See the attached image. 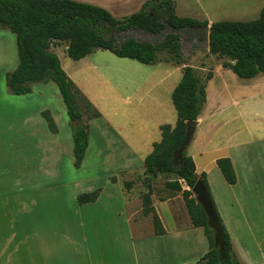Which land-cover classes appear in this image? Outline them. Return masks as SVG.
<instances>
[{
	"label": "crops",
	"instance_id": "1",
	"mask_svg": "<svg viewBox=\"0 0 264 264\" xmlns=\"http://www.w3.org/2000/svg\"><path fill=\"white\" fill-rule=\"evenodd\" d=\"M76 1L103 7L114 16L133 14L137 11L127 10L146 2ZM206 20L209 26L214 23ZM98 52L76 60V68H87L89 76L69 74L101 112L88 123L98 124L100 146L91 151L89 133L81 167L74 166L70 118L63 133L48 106L37 108L32 118L20 115L18 141L27 150L31 144L38 153L47 141L49 161L41 166L37 153V167L17 162L14 185L0 186V264H198L209 244L203 227L193 226L182 192L166 186L157 193L153 182V206L165 229L157 235L153 215L143 213L134 180L145 177V159L162 139L161 126L177 124L172 93L182 78V66L165 59L154 64L138 61L141 65ZM12 57L15 69L19 58L16 62ZM212 73L187 152L197 174L206 173L238 259L264 264V91L249 92L247 84L221 63ZM89 83L97 86L95 92ZM43 110L51 112L58 132L50 131ZM65 156L70 167L61 163ZM222 157L233 164L235 184L226 180L217 164ZM171 179L168 176L166 182ZM126 181L132 182L130 188ZM97 189L101 192L95 201L79 203L80 194Z\"/></svg>",
	"mask_w": 264,
	"mask_h": 264
},
{
	"label": "trees",
	"instance_id": "2",
	"mask_svg": "<svg viewBox=\"0 0 264 264\" xmlns=\"http://www.w3.org/2000/svg\"><path fill=\"white\" fill-rule=\"evenodd\" d=\"M207 20L182 17L177 14L176 0H147L141 9L122 19L109 10L76 0H0V27L16 35L19 63L7 76L10 90L17 94L31 92V84L53 81L57 84L71 121L74 166L83 164L89 146V124L83 120L84 111L79 99L85 97L69 77L53 46L67 44V54L80 60L98 50H107L118 57L154 64L159 53L165 52L166 62L182 66V78L172 93L178 114L175 127L161 126L162 139L154 143L153 151L145 159V183L148 192L142 195L143 213L152 214L157 235L165 233L152 202L151 183L159 174L175 176L166 185L182 192L194 227H203L209 250L198 264H245L234 251L227 230L211 194L206 173L198 175L193 157L180 147L187 133V122L198 120L207 101L206 83L213 77L209 72L203 78L183 55L184 31L208 26ZM129 29L160 34L169 29L157 42L119 35ZM209 53L223 59L222 65L243 79H252L264 73V7L257 19L250 21L221 20L211 24ZM86 112L89 119L101 117V112L89 101ZM50 131L58 132L49 110L42 112ZM226 180L235 184L237 175L228 157L217 160ZM198 180L205 186L216 211L213 221L193 192ZM183 182L188 188H183ZM130 188L132 182L126 181ZM101 189L80 194L79 203L95 201ZM215 223V227H212Z\"/></svg>",
	"mask_w": 264,
	"mask_h": 264
},
{
	"label": "rangeland",
	"instance_id": "3",
	"mask_svg": "<svg viewBox=\"0 0 264 264\" xmlns=\"http://www.w3.org/2000/svg\"><path fill=\"white\" fill-rule=\"evenodd\" d=\"M263 7L264 0H176V11L179 16L191 17L198 20L208 19L212 22L221 20H254L259 17ZM140 9L141 8L130 9L127 11H139ZM125 16L115 17L117 19H122ZM168 31L169 29H165L160 34H153L139 29H129L121 32L118 38L119 40H123L128 37H134L137 40L157 42L160 41ZM202 33V28L184 31L182 34V47L185 59H187L189 64L197 69L203 78H206L207 74L212 72L217 64H222L223 59H220L217 57V55L209 53V48L202 42ZM66 48V43L53 46V50L56 51L60 57L62 66L66 73L68 75H76L77 73H80L79 75L86 74L89 76V71L87 68H83V66L82 70H78L76 68L79 62L68 56ZM13 50L14 55L16 56L15 61L18 62L16 35L8 28L0 27V186L2 184L11 186L14 185L17 162L20 164L28 162V167H37L38 150L33 151L31 144L29 145L31 149L27 150V145H22L20 141H18L21 137L19 136L21 128L17 124V122L20 121V115L31 116L32 118L34 117V112L37 110V108L41 106L43 108L49 107L51 108L63 133L67 132L65 126H63L64 122L67 124V121H69L66 105L55 82L48 81L33 83L31 84V92L27 94L17 95L10 90L7 83V76L12 72V70H14V66H16L13 63ZM99 51L100 52L98 53H100V55H110L118 59V56L110 51ZM5 56L7 57L6 59ZM166 56L167 53L160 52L159 60L165 59ZM105 60L108 59L106 58ZM134 62L141 64L136 60ZM234 76L237 80L241 81V84H247V90L249 92L254 91V88H256L255 93L261 92L262 90L264 91V73H260L254 79L239 78L236 74H234ZM72 80L76 81L74 77H72ZM231 85H234L233 81H231ZM89 86L94 90V92L97 89L95 84L89 83ZM85 97L81 96L79 102L81 104V109L84 111L83 120L89 123L90 120L93 119L88 118V113L85 110L87 105ZM15 104L18 106L22 105V110H17L15 107H11V109L9 108L10 105ZM68 123L71 127V121ZM97 130L98 124L96 122L92 124L91 127H89V133L92 141V152L97 151L98 147L100 146L96 137ZM41 146L42 147H39L40 150L38 154L40 156L39 159L42 162V166V164L49 161L46 159V151L50 145H48V142L45 141V143H43ZM61 163L64 167L71 166V161L69 163L67 156L62 158ZM168 176V174H160V176L158 175V178L153 179L151 188H153L154 182V190L157 193H163L167 186L166 178ZM171 178H175V176L173 175ZM145 179L146 178L143 177L142 174L134 179L137 183L135 192L138 193V197L140 199L144 193L148 192V186L145 183ZM183 185L185 188H188L185 182H183Z\"/></svg>",
	"mask_w": 264,
	"mask_h": 264
},
{
	"label": "water",
	"instance_id": "4",
	"mask_svg": "<svg viewBox=\"0 0 264 264\" xmlns=\"http://www.w3.org/2000/svg\"><path fill=\"white\" fill-rule=\"evenodd\" d=\"M202 42L209 48L210 44H209V34L211 32V26H205L202 28ZM199 121L195 120V121H188L187 122V133H186V137L183 141L182 146L180 147V151H184L185 149H187L193 134L195 132V129L198 125ZM193 192L196 195V197L198 198V201L201 202L203 204V206L205 207L209 218L211 220H215L216 219V211L214 208V205L209 197V194L205 188V186L203 185V183L201 182V180H198L197 183L194 185L193 187ZM212 227H215V223H212Z\"/></svg>",
	"mask_w": 264,
	"mask_h": 264
},
{
	"label": "flooded vegetation",
	"instance_id": "5",
	"mask_svg": "<svg viewBox=\"0 0 264 264\" xmlns=\"http://www.w3.org/2000/svg\"><path fill=\"white\" fill-rule=\"evenodd\" d=\"M194 31V30H193Z\"/></svg>",
	"mask_w": 264,
	"mask_h": 264
}]
</instances>
